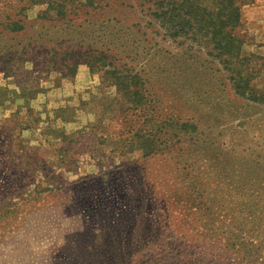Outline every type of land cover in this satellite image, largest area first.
<instances>
[{
    "label": "rangeland",
    "instance_id": "374dc122",
    "mask_svg": "<svg viewBox=\"0 0 264 264\" xmlns=\"http://www.w3.org/2000/svg\"><path fill=\"white\" fill-rule=\"evenodd\" d=\"M182 2L0 0V264H264V0H233L244 95L205 36L170 33ZM107 41L137 115L88 63Z\"/></svg>",
    "mask_w": 264,
    "mask_h": 264
},
{
    "label": "trees",
    "instance_id": "16d2710c",
    "mask_svg": "<svg viewBox=\"0 0 264 264\" xmlns=\"http://www.w3.org/2000/svg\"><path fill=\"white\" fill-rule=\"evenodd\" d=\"M224 1L225 11L215 14L213 11L201 10L193 0H183L180 6L172 8L165 18L170 25V33L175 36L183 33H187L195 39L199 38L197 37L199 33L205 36L207 44L213 45L210 53L213 55L216 52L215 57L222 59L221 62L225 68L233 72L231 79L234 80L237 91L244 95L250 88V82L254 78V71L251 68L252 61L250 58L241 54V41L233 33L234 29L240 25L241 9L233 0ZM221 15L224 17L220 18L219 16ZM216 16L219 18H216ZM107 45L108 41L104 42V50L99 49L96 53L87 51L85 54L90 58L88 63L92 67L94 65L97 68L102 67L104 69L106 80L117 87L118 95H120L118 100L130 102L129 104L134 109H138L135 112L137 115L141 112L140 107L143 103L142 89L139 88L143 83V78L139 72H133L132 68L117 64L113 60L111 61L108 50H106ZM75 56V49H70L63 52L60 57L55 58V55H52L49 63L55 68L60 66L70 68L72 63H68V60L69 62L74 60L73 64L75 66L78 62ZM259 59L264 60V57ZM258 99L264 101V95L258 97ZM145 115L138 120V129L145 121L149 122L151 120V117H145ZM131 135V139L135 137L146 139L143 142V146H141L145 156L154 151L153 148L155 147L151 146L149 142L152 138L146 137L145 133L137 134L136 131L132 132Z\"/></svg>",
    "mask_w": 264,
    "mask_h": 264
}]
</instances>
